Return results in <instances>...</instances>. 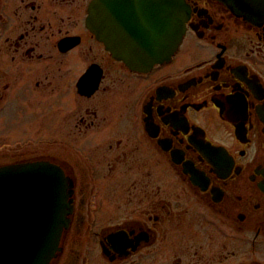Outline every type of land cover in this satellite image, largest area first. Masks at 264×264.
<instances>
[{"label": "flooded vegetation", "instance_id": "af4514ba", "mask_svg": "<svg viewBox=\"0 0 264 264\" xmlns=\"http://www.w3.org/2000/svg\"><path fill=\"white\" fill-rule=\"evenodd\" d=\"M151 1L102 0L98 36L94 0H0V115L31 117L0 167L67 180L49 264H264L263 26L184 0L177 50L135 70L112 47Z\"/></svg>", "mask_w": 264, "mask_h": 264}, {"label": "water", "instance_id": "95a60500", "mask_svg": "<svg viewBox=\"0 0 264 264\" xmlns=\"http://www.w3.org/2000/svg\"><path fill=\"white\" fill-rule=\"evenodd\" d=\"M220 1L244 20L264 26V0ZM150 4L152 10L154 4V11L147 27L134 30L130 38L118 37L112 47L114 56L136 70L168 60L189 17L184 0H155ZM114 13L121 20L119 12ZM90 14L92 29L100 36L102 0L94 1ZM68 196V182L54 165L44 162L1 167L0 264H48L69 223Z\"/></svg>", "mask_w": 264, "mask_h": 264}, {"label": "rangeland", "instance_id": "374dc122", "mask_svg": "<svg viewBox=\"0 0 264 264\" xmlns=\"http://www.w3.org/2000/svg\"><path fill=\"white\" fill-rule=\"evenodd\" d=\"M22 115L21 111L15 114L0 115V137L13 139L31 134L28 128L31 117Z\"/></svg>", "mask_w": 264, "mask_h": 264}]
</instances>
